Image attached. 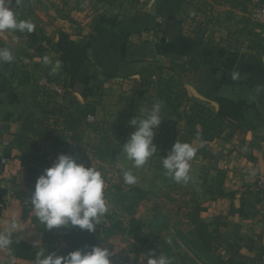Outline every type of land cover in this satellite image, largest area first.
<instances>
[{"label": "crops", "instance_id": "1", "mask_svg": "<svg viewBox=\"0 0 264 264\" xmlns=\"http://www.w3.org/2000/svg\"><path fill=\"white\" fill-rule=\"evenodd\" d=\"M224 1L122 0L115 6L102 4L93 13L73 10L71 20L54 24L58 51H50L49 57L61 61L55 74L62 91L82 104H95L88 117L125 129L148 108L151 90L144 82L155 77L147 67L159 61L164 69L172 61L183 64L188 97L226 121L222 134L206 146L210 156L196 154L190 162L191 179L176 183L164 173L163 185L193 187L206 223H218L227 232L238 224L256 247L264 246V195L255 186L257 175L264 172V41L261 50L250 46L254 38L264 39V26L253 25L247 16L249 8L264 0H235L232 7ZM136 13L153 16L158 26L132 32ZM11 36V31L0 32V48L10 49L14 56L0 72V232L15 219L18 227L13 234L34 244L42 236L24 213L28 204L22 196L27 155L23 120L30 113L40 116L38 101L47 89L42 79L45 71L51 73V65L38 67L37 81L31 77L22 83L18 43ZM226 40L233 48L226 46ZM189 106L183 101L178 107L181 119L164 118L162 113V124L173 126L177 133L185 131ZM199 136L193 134L192 147H198ZM216 191L222 196L216 198ZM6 255L7 249H0V264L26 263L15 258L5 261Z\"/></svg>", "mask_w": 264, "mask_h": 264}, {"label": "trees", "instance_id": "2", "mask_svg": "<svg viewBox=\"0 0 264 264\" xmlns=\"http://www.w3.org/2000/svg\"><path fill=\"white\" fill-rule=\"evenodd\" d=\"M46 1L47 0H20L18 6L15 0H11L10 7L16 12L17 18L19 20L30 21L34 25V31L32 33L11 31L12 34L18 38L19 55H27L30 59L36 60V58L40 57L41 59L45 56L49 57L48 51L50 50L54 52L58 51L53 41V32L47 31L45 28L46 24H44L42 19L38 16L37 11L43 13L44 16H48L50 19H71L68 10L66 11L63 7L56 6L51 1L50 6L53 7L56 14H58L49 15L47 11L49 7ZM75 1L76 8L80 10L82 9V4L85 2H88L87 5L92 7H95L96 4L115 6L122 0ZM182 1L183 0H180V3ZM210 1L216 2L217 0ZM234 2L235 0L224 1V3L230 4L231 7L235 5ZM62 4L68 7L67 0H63ZM68 9L74 8L69 7ZM157 26L158 24L154 22L153 16L147 13H136L132 32L139 33L142 30L155 29ZM251 35L250 37L253 38L254 35ZM193 40H198V38L194 37ZM263 41V38H254V42L252 45L250 44V46L257 50H261V43ZM225 44L227 47H232L230 41L226 40ZM28 50H32L31 54L28 53ZM7 66L8 63H0V72H3ZM162 69L164 68L162 67ZM176 69H179V73L187 70L183 64L179 65L172 61L166 69L171 72V75L167 78L162 77V81L158 82V86L159 84L162 85V89L158 86L156 87L157 91L154 96L158 98V101L155 102L154 100H150L147 110H149L154 103H160L162 105L161 115L163 113L164 118L172 115L177 119H181V114L177 109L183 101L189 102L190 113L186 117V130L177 133L173 126L167 128L165 124H160L156 132L162 133L163 135L162 137L156 136V138L153 139V143L158 149L162 150V157H164L168 154L175 141L189 143L191 145L193 134L198 132L200 136L198 138L199 145L195 148L196 154L200 157H208L210 154L206 146L222 134L226 120L223 116L212 113L204 105L188 97L182 80L178 75L174 74ZM44 75L48 81L56 84L60 83L58 75L47 71L44 72ZM21 77L22 83L23 81H29L31 79L28 73H22ZM148 85L153 88L155 87L151 84V81L148 82ZM65 96L68 100L67 105L58 103L56 104L57 107L50 108L49 101H45L43 95L40 101H38L40 117H42V119L38 121L33 113H30L23 120L24 131H30L33 122L41 123L47 120L48 116L56 115L63 119V133L65 131L70 132L71 140H76L80 125L89 115L94 113L95 104L93 102H85L82 104L67 94H65ZM70 105L74 106L73 110L70 109ZM238 127L239 126H237V128ZM169 134V137L166 136ZM61 135L62 133L57 137L60 138ZM123 142V135L119 132L117 143L114 145L113 155H111L113 160L117 158ZM29 154L30 151L26 155V163L30 160ZM98 156L101 159L104 158L101 153L98 154ZM42 172L43 171L36 170L28 164L25 165V190L22 194L23 200L28 204L25 206L24 213L29 214L31 224L41 233V242L34 246V244L19 239L16 235L12 234V244L9 248H6L7 255L5 261L9 262V260L14 257L26 263L10 262L8 264H34L36 252L41 248H46L47 252L66 255L73 250L84 249L85 245L89 246V248L91 246L109 247V250L113 252V255L110 257L111 264H146L145 256L150 251L170 257L173 260V264H186L187 261L195 264V259L203 264H264L263 245L256 247L253 239L245 236V234L241 232V227L238 224L232 225L231 231L227 232L219 229L218 223H206L201 215L204 208L201 207L195 199L191 201L190 205L185 204V207L182 209L181 221L187 227V230L178 231L180 239L189 247L190 253L181 254L178 251H174L171 244L156 231L158 229L156 224L161 220L164 222L166 217L155 213L149 219H142L137 215L138 207L143 202L149 200L148 194L136 183L133 185L125 183L123 180V173L125 171L121 169L116 170L117 181L112 183L108 188L113 194V206L109 213L103 215L104 220H99L95 232L89 233L78 227L70 229L62 227L47 231L45 225L35 216L29 200L34 189V186L31 184V177H37L42 174ZM215 193L217 195L216 198L222 196L220 191H216ZM211 225L212 227H210ZM115 236H122L126 243L125 248L119 256L114 253V247L111 242V239ZM253 249H257V253H252ZM140 256H142V258H140ZM2 264L6 263L4 262Z\"/></svg>", "mask_w": 264, "mask_h": 264}, {"label": "clouds", "instance_id": "3", "mask_svg": "<svg viewBox=\"0 0 264 264\" xmlns=\"http://www.w3.org/2000/svg\"><path fill=\"white\" fill-rule=\"evenodd\" d=\"M19 6L20 0H15ZM11 0H0V32L18 31L32 33L34 25L27 20H19L10 7ZM14 56L10 49L0 48V63H12ZM45 65H51V73L55 74L61 67L60 60L43 57ZM160 103H154L144 116L134 117L129 121L134 131L122 144L123 152L133 166L141 168L157 153L153 143L161 117ZM196 155V149L189 143L175 141L164 157H161L165 174L176 183H187L190 177V162ZM123 180L129 185L137 182L130 172L123 173ZM105 181L102 174L94 167L78 164L66 154H58L50 167L43 170L34 184L29 198L37 219L45 225L47 231L59 228H75L89 233L96 231L100 217L106 212L104 195ZM18 225L13 219L9 227L0 232V249L9 248L12 244V234ZM39 241H34L36 246ZM113 252L109 247L85 245L84 249H76L66 255L47 252L41 248L36 252L34 264H111ZM14 259V257L12 258ZM146 264H173V260L163 254L150 251L145 256Z\"/></svg>", "mask_w": 264, "mask_h": 264}, {"label": "rangeland", "instance_id": "4", "mask_svg": "<svg viewBox=\"0 0 264 264\" xmlns=\"http://www.w3.org/2000/svg\"><path fill=\"white\" fill-rule=\"evenodd\" d=\"M50 1L56 6L63 7L64 10H68L69 15L73 10H78L76 8L75 0H67L68 7L62 4L63 0H47L46 2L49 7L47 11L49 15L58 14H56L54 8L50 6ZM87 4L88 2L82 4V9H89L92 13L102 5L96 4L95 7H92ZM69 7H73L74 9H68ZM37 14L42 19L43 23L46 24L45 28L48 32L57 29L56 25L59 23V18L50 19L39 11H37ZM54 24H56L55 27ZM13 36L15 35L13 34ZM50 51H48V53H50ZM31 52L32 50H28L29 54H31ZM19 62L20 67L23 69L22 73H28L29 77H33V80L37 81L38 77H35L34 75H38V67L43 64V58L41 59L40 57L35 60L32 58L30 59L27 55H20ZM147 70L154 74L155 78L150 81L155 87L153 88L151 86V88L147 81H145L144 84L146 88H150L151 90L150 100L157 102L158 98L154 95L157 91L156 87L158 86V82L162 81V77H169L171 72L162 69V61L153 62L152 65L147 67ZM174 74L178 75L182 82H184L185 74L183 72L179 73V69H176ZM158 87L162 89V85L159 84ZM65 94L66 93L62 91L61 88L59 91H53L48 88L42 90V96L44 95L45 101H49L50 108L57 107L56 104L58 103H64L63 100L66 99ZM70 109L73 110L74 106L70 105ZM37 119L39 121L42 117L38 116ZM98 122L99 121H95L90 117L85 119L79 127L76 140H71L70 132L65 131L63 133L62 129L64 126L61 117L50 115L47 120H44L41 123L33 122L32 129L26 131V138L24 140L25 150L27 153L30 151V160H28L26 165L28 164L36 170L43 171L45 168L52 165L58 154L63 153L72 157L78 164H83L85 167L91 166L96 168L102 174L106 185L104 195L107 210L105 213H109L113 206V194L108 188L112 183L117 181L116 170L121 169L124 171H130L137 178L136 184L144 189L149 197L148 201L143 202L138 207L137 215L142 219H149L155 213H158L161 216L164 215L166 217L165 221L162 222L161 220L156 224L158 226L156 231L171 244L174 251H178L181 254L190 253L189 247L180 239L178 231L187 230V227L181 221L182 209L185 207V204L190 205L193 199L198 198V192L193 190V187L180 189L175 188L172 185H163L164 176L162 175H164L165 169H162V150L158 148L157 153L149 158L143 167L136 168L132 166L130 169L122 168V166H125L128 163L133 164L132 161L127 159L124 152L121 157L119 156V152L117 158L114 160L111 155H113L114 145L117 143L118 133H122L124 141L126 137L129 138L131 132L134 131V128L131 127L125 129L107 122ZM60 133H62V135L58 138L57 136L60 135ZM162 135V133L156 132L154 138H156V136L162 137ZM166 136L169 137L170 134ZM100 153L104 158H99L98 154ZM37 177H31V184L33 186ZM100 219L104 220V217L102 216ZM111 242L114 247V253L118 256L121 255L122 250L126 246L122 236L113 237ZM140 258H142V256H140ZM186 264L192 263L187 261ZM195 264L203 263L195 259Z\"/></svg>", "mask_w": 264, "mask_h": 264}, {"label": "built area", "instance_id": "5", "mask_svg": "<svg viewBox=\"0 0 264 264\" xmlns=\"http://www.w3.org/2000/svg\"><path fill=\"white\" fill-rule=\"evenodd\" d=\"M247 16H248L249 21L253 25L264 26V2L261 4H258L257 6L249 8L247 11ZM11 40L15 44L18 43V39L16 36H11ZM42 81L44 82L46 87L50 90L59 91L61 88L58 84L48 81L46 77L43 78ZM255 186L264 195V172L257 175L255 179Z\"/></svg>", "mask_w": 264, "mask_h": 264}, {"label": "water", "instance_id": "6", "mask_svg": "<svg viewBox=\"0 0 264 264\" xmlns=\"http://www.w3.org/2000/svg\"><path fill=\"white\" fill-rule=\"evenodd\" d=\"M124 52H125V45L122 44V45L120 46V54H121V55H124Z\"/></svg>", "mask_w": 264, "mask_h": 264}]
</instances>
